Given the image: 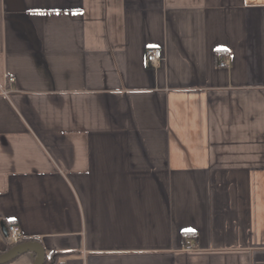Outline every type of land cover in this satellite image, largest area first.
Segmentation results:
<instances>
[{"label":"crops","instance_id":"obj_1","mask_svg":"<svg viewBox=\"0 0 264 264\" xmlns=\"http://www.w3.org/2000/svg\"><path fill=\"white\" fill-rule=\"evenodd\" d=\"M11 225L54 264H264V0H0Z\"/></svg>","mask_w":264,"mask_h":264},{"label":"water","instance_id":"obj_2","mask_svg":"<svg viewBox=\"0 0 264 264\" xmlns=\"http://www.w3.org/2000/svg\"><path fill=\"white\" fill-rule=\"evenodd\" d=\"M1 229L6 235V229L3 226H1ZM28 252L34 253L36 256L33 264H42L44 252L41 247L36 243L21 244L8 251L7 253L0 255V264L8 263L16 257Z\"/></svg>","mask_w":264,"mask_h":264},{"label":"built area","instance_id":"obj_3","mask_svg":"<svg viewBox=\"0 0 264 264\" xmlns=\"http://www.w3.org/2000/svg\"><path fill=\"white\" fill-rule=\"evenodd\" d=\"M163 59H164L163 53L160 49L149 48L145 52V60L155 67L159 66L163 61ZM225 63L226 61H222L220 65L224 66ZM9 81L12 82V79H10ZM3 93L6 94V91H4ZM7 232H8V237L12 243H18L21 240V233L18 226L11 225L10 227H8Z\"/></svg>","mask_w":264,"mask_h":264},{"label":"trees","instance_id":"obj_4","mask_svg":"<svg viewBox=\"0 0 264 264\" xmlns=\"http://www.w3.org/2000/svg\"><path fill=\"white\" fill-rule=\"evenodd\" d=\"M22 243H23V241H19L17 244H11L8 250H10V249H12L18 245H21ZM54 262H55L54 257L49 256V255H44L42 264H54Z\"/></svg>","mask_w":264,"mask_h":264}]
</instances>
